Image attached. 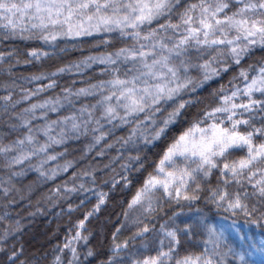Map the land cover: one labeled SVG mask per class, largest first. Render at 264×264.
Instances as JSON below:
<instances>
[{
    "label": "snow or ice",
    "instance_id": "1",
    "mask_svg": "<svg viewBox=\"0 0 264 264\" xmlns=\"http://www.w3.org/2000/svg\"><path fill=\"white\" fill-rule=\"evenodd\" d=\"M0 264H264V0H0Z\"/></svg>",
    "mask_w": 264,
    "mask_h": 264
},
{
    "label": "trees",
    "instance_id": "2",
    "mask_svg": "<svg viewBox=\"0 0 264 264\" xmlns=\"http://www.w3.org/2000/svg\"><path fill=\"white\" fill-rule=\"evenodd\" d=\"M75 55L78 56L79 53H76ZM72 58L75 57L73 56ZM24 75H28V73L25 72ZM56 211L59 210L57 209ZM56 227L57 225L55 218L50 214H45V215L37 214L36 217L31 218L30 222L26 223V232L23 236V240H25L27 237L30 236L29 239L31 238L32 241L35 242L33 245H31V247H29V245L26 244V247H28L29 251L34 250V248L39 247L41 244H47L50 238L52 243H55V238H52V233L56 231ZM60 239L61 240L63 239L62 232L60 233ZM49 251H50V245H49Z\"/></svg>",
    "mask_w": 264,
    "mask_h": 264
},
{
    "label": "rangeland",
    "instance_id": "3",
    "mask_svg": "<svg viewBox=\"0 0 264 264\" xmlns=\"http://www.w3.org/2000/svg\"><path fill=\"white\" fill-rule=\"evenodd\" d=\"M25 86L31 88V87H35L36 85H34V84H27V85H25ZM23 106H24V105H21V107H23ZM24 215L26 216V213H25ZM30 220H31V219L27 220L26 223L30 222ZM61 227H63V226L61 225ZM51 229H52V228H51ZM23 236H24V235H23ZM29 237H30V236H29ZM29 237H27V238L24 240V242H25V244H28L29 247H31V245H33L35 242L32 241L31 238L29 239Z\"/></svg>",
    "mask_w": 264,
    "mask_h": 264
}]
</instances>
